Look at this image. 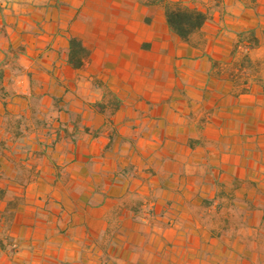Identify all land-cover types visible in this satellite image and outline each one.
Masks as SVG:
<instances>
[{"label": "crops", "instance_id": "crops-1", "mask_svg": "<svg viewBox=\"0 0 264 264\" xmlns=\"http://www.w3.org/2000/svg\"><path fill=\"white\" fill-rule=\"evenodd\" d=\"M0 72V264H264V0H0Z\"/></svg>", "mask_w": 264, "mask_h": 264}, {"label": "trees", "instance_id": "trees-1", "mask_svg": "<svg viewBox=\"0 0 264 264\" xmlns=\"http://www.w3.org/2000/svg\"><path fill=\"white\" fill-rule=\"evenodd\" d=\"M165 15L170 28L187 42L192 40L193 35L202 29L208 19L207 13L200 9L170 3L166 6ZM240 39L241 41H245L246 39L252 46H256L259 43V38L256 36L254 30L242 33ZM90 53V50L83 44L81 39L71 37L69 61L74 67H82L85 64V59L90 56ZM1 74L0 72V76H2ZM108 92L110 101L115 104V106H118L119 101L116 96L110 91ZM2 178L3 176L0 174V200H4L8 192L1 184ZM16 197V195L11 197L5 211L15 208ZM0 213L3 215L5 214L2 210H0Z\"/></svg>", "mask_w": 264, "mask_h": 264}, {"label": "rangeland", "instance_id": "rangeland-1", "mask_svg": "<svg viewBox=\"0 0 264 264\" xmlns=\"http://www.w3.org/2000/svg\"><path fill=\"white\" fill-rule=\"evenodd\" d=\"M199 36V35H198ZM251 64V63H250ZM23 172H24V168L23 167H21V170H20V172H19V174H18V176L20 177V178H22L23 177ZM17 176V177H18ZM18 177V178H19Z\"/></svg>", "mask_w": 264, "mask_h": 264}]
</instances>
